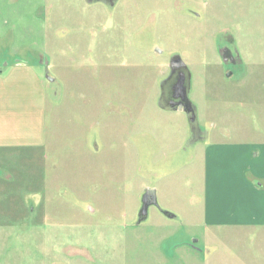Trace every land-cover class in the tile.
<instances>
[{
	"label": "rangeland",
	"instance_id": "374dc122",
	"mask_svg": "<svg viewBox=\"0 0 264 264\" xmlns=\"http://www.w3.org/2000/svg\"><path fill=\"white\" fill-rule=\"evenodd\" d=\"M173 68L194 122L163 98ZM10 85L0 264H202L197 140L264 143V0H0ZM220 234L203 264H264V230Z\"/></svg>",
	"mask_w": 264,
	"mask_h": 264
},
{
	"label": "crops",
	"instance_id": "0c3cea01",
	"mask_svg": "<svg viewBox=\"0 0 264 264\" xmlns=\"http://www.w3.org/2000/svg\"><path fill=\"white\" fill-rule=\"evenodd\" d=\"M16 78L11 77V80ZM24 85L31 89L35 102H39L36 84L29 80ZM13 87L9 86L4 97L0 94V127L13 129L9 130L11 134L18 130L14 128L20 116L18 110L11 112V109L21 107V102H17L16 108ZM204 133L202 130L197 140L203 148L201 219L205 246L200 249L202 264L210 256V245L217 240L216 234L228 237L245 230H264V143L216 139ZM233 250L230 247L228 251Z\"/></svg>",
	"mask_w": 264,
	"mask_h": 264
},
{
	"label": "water",
	"instance_id": "95a60500",
	"mask_svg": "<svg viewBox=\"0 0 264 264\" xmlns=\"http://www.w3.org/2000/svg\"><path fill=\"white\" fill-rule=\"evenodd\" d=\"M188 84L183 86L180 90L181 102L180 103H171L170 107H176L178 110H184L189 116V121L194 122L196 119L194 106L190 102L188 97ZM156 197L154 189H146L141 198V208L139 211V221L147 217V209L149 205H156Z\"/></svg>",
	"mask_w": 264,
	"mask_h": 264
},
{
	"label": "flooded vegetation",
	"instance_id": "af4514ba",
	"mask_svg": "<svg viewBox=\"0 0 264 264\" xmlns=\"http://www.w3.org/2000/svg\"><path fill=\"white\" fill-rule=\"evenodd\" d=\"M187 76L188 75H186L182 69H172L171 76L166 82L168 89L166 96L163 95V98L166 99L168 105H171V103L181 102L180 90L183 86H187Z\"/></svg>",
	"mask_w": 264,
	"mask_h": 264
}]
</instances>
